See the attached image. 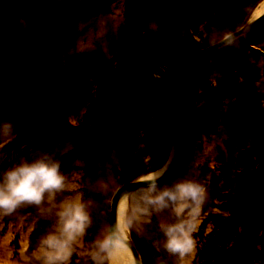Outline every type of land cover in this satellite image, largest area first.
<instances>
[{"label":"rangeland","instance_id":"374dc122","mask_svg":"<svg viewBox=\"0 0 264 264\" xmlns=\"http://www.w3.org/2000/svg\"><path fill=\"white\" fill-rule=\"evenodd\" d=\"M263 1L0 0V119L21 125L3 147L7 163L33 139L47 147L71 129L64 170L95 201L91 238L108 223L111 197L91 192L90 180L115 173L120 158L121 182L140 178L171 152L160 102L169 67L241 26ZM236 41L233 54L221 48L185 65L169 91L180 135L174 171L193 170L210 194L188 264H264V217L244 209L264 168V21ZM156 224L149 236L130 234L152 261ZM46 227L33 209L0 218V264H24Z\"/></svg>","mask_w":264,"mask_h":264},{"label":"clouds","instance_id":"9594fccd","mask_svg":"<svg viewBox=\"0 0 264 264\" xmlns=\"http://www.w3.org/2000/svg\"><path fill=\"white\" fill-rule=\"evenodd\" d=\"M220 43L226 56L238 48V42L230 36ZM257 90L264 94V87ZM20 126L16 119H0V218L33 209L47 225L25 253L24 264H73L82 242L85 247L80 264H137L129 252L130 234L149 236L154 220L158 235L153 264H188L197 248L194 234L198 220L210 198L196 172L155 169L141 174L135 186L129 188L118 175L126 166L120 158L115 173L98 174L89 182L94 194L115 196L119 201L111 222L97 228L89 238L95 201L85 198L64 170L74 152V132L62 130L47 147L33 139L7 163L9 154L3 147L17 138ZM81 166L86 164L82 162Z\"/></svg>","mask_w":264,"mask_h":264},{"label":"water","instance_id":"95a60500","mask_svg":"<svg viewBox=\"0 0 264 264\" xmlns=\"http://www.w3.org/2000/svg\"><path fill=\"white\" fill-rule=\"evenodd\" d=\"M263 21L264 12L246 20L241 26L229 32L225 36H230L236 40L237 38L253 31V29H255ZM222 39L223 37L217 40L215 46L213 45V43H211L204 47L195 49L178 58L169 67L162 79L160 91L161 109L165 125L171 138L172 148L166 162L162 166L161 171L169 168L175 170L180 158V135L178 125L170 103L169 84L174 79L177 72L185 65L189 64L194 60L207 57L210 54L216 52L217 50L223 48L222 44L220 43ZM140 178L128 180L123 182L122 184L126 185L129 188H133ZM118 205L119 201L115 198V196H112L109 202L108 223L111 222V220L113 219L115 210ZM244 209L246 213L250 215L264 217V168L262 169L260 180L254 186L250 187L247 190V199L244 202ZM129 252L131 254L132 259L135 260L137 264H153L152 259L147 255V253L143 249L138 248L135 245L131 237Z\"/></svg>","mask_w":264,"mask_h":264},{"label":"bare ground","instance_id":"6f19581e","mask_svg":"<svg viewBox=\"0 0 264 264\" xmlns=\"http://www.w3.org/2000/svg\"><path fill=\"white\" fill-rule=\"evenodd\" d=\"M263 12H264V1L258 6L257 10L254 12L253 17H255V16H257V15L263 13ZM163 35H164V34H162L161 37L164 38ZM165 37H166V36H165ZM167 38H168V36H167ZM165 40H166V39H165ZM172 82H173V80H172L171 83L169 84V91L171 90ZM161 170H162V169H161ZM130 256H131V254H130ZM131 259H132V257H131Z\"/></svg>","mask_w":264,"mask_h":264}]
</instances>
